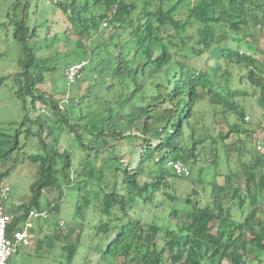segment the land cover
I'll return each instance as SVG.
<instances>
[{
    "label": "trees",
    "instance_id": "1",
    "mask_svg": "<svg viewBox=\"0 0 264 264\" xmlns=\"http://www.w3.org/2000/svg\"><path fill=\"white\" fill-rule=\"evenodd\" d=\"M56 5L68 29L46 38L27 15L15 18V6L7 14L24 49L16 92L26 106L27 96L34 109L40 103L45 115H35L37 129H28L41 143L29 155L37 179L29 204L17 210L54 214L69 187L80 219L71 228L77 240L59 221L42 244L61 241L64 264H264V150L251 149L245 141L251 133L239 121L213 136L198 128L196 115L206 95L214 109L222 105L226 116L242 122L238 98L255 97L264 111V58L258 56L264 50L254 40L264 29V0H58ZM106 29L110 35L97 41ZM62 38L70 49L52 53ZM66 56L88 61L78 78L83 82L68 93L78 111L64 108V99L41 87L48 73L64 75ZM84 83L87 91L80 95ZM233 135L244 136L240 167L226 173L217 167L212 181L191 178L193 164L220 167L224 159L229 165L231 153L241 151L236 140L227 142ZM124 143L131 149L117 152ZM169 161L187 165L190 174L179 175ZM12 169L0 173V182ZM189 180L195 182L188 185ZM47 188L57 189L58 196L41 206ZM23 217L16 214L9 236Z\"/></svg>",
    "mask_w": 264,
    "mask_h": 264
},
{
    "label": "rangeland",
    "instance_id": "2",
    "mask_svg": "<svg viewBox=\"0 0 264 264\" xmlns=\"http://www.w3.org/2000/svg\"><path fill=\"white\" fill-rule=\"evenodd\" d=\"M58 0H0V80L4 82L0 83V173L7 168H13L10 173L1 177V182L7 183L11 186V198L6 202L5 206L9 212L23 213L25 210L22 208L17 210L21 204H29L32 198L33 192L31 189L32 184L37 179V165L31 161L29 155L33 152L39 151V145L36 140L39 137L31 134L28 129L36 130L33 122L35 115H42L45 119L43 107L40 103H37L36 109L33 108L32 102L29 96H27V105L22 97L18 96L16 90L18 88L16 77L18 73L22 71L20 60L24 58L23 46L16 40L14 34V25L10 23L7 14L11 7L15 6V18L21 19L24 15H27V20L30 25H40V32L45 36L54 35L56 32L62 33L68 29L66 22V15L62 9H59L56 5ZM51 24L50 30L47 31L48 25ZM70 27V26H69ZM256 31V30H252ZM254 40L261 49L264 50V29L262 32L255 33ZM110 35L109 30H103L98 36L97 41H103ZM71 38H75V34H70ZM85 43H89L85 41ZM70 49V45L66 38H62L58 43L54 44L51 48L52 53L63 52L66 48ZM259 57L264 58V53L260 52ZM65 60L72 62L79 61L80 59L75 56H66ZM87 67V66H86ZM85 71L83 72L84 75ZM83 77L74 83L70 88L66 84L64 75L58 71L55 74H47L45 83L41 85L42 89L48 94L55 96V99L63 101L68 93L73 94L77 91V86L83 82ZM87 91V83H84L80 90V95H83ZM70 94V95H71ZM70 101L62 102L64 108L69 106V109L79 110V107H74L71 98ZM239 103L242 105L245 111V122L236 119L235 116H226L222 112V105H216L217 109H214L215 104L210 102L209 96L206 95L204 99L197 104V119L200 121L198 128L205 130V133H209L213 136L219 133H227L231 125L237 121L247 128L252 138L245 141L250 143L251 149L255 148V143L261 141L264 150V111L259 108L255 97L245 96L238 98ZM214 111L216 112L214 114ZM59 130V128H58ZM64 131V130H63ZM66 137L65 132H62L61 137ZM231 136L229 141L236 140V148H241V151H234L231 157V162L226 163L224 159H220V167L214 164L196 163L191 165L193 168L191 178L201 181H212L217 176L216 168L226 173L230 169H237L240 167L238 162V155L242 153L245 148L241 138ZM39 143V142H38ZM244 144V145H243ZM34 145V146H33ZM131 149V145L124 143L122 149H116L117 152H123ZM9 151L8 159L4 161L1 158V154ZM128 156L124 157L126 161ZM248 160V157H244ZM223 160V161H222ZM239 165V166H238ZM203 166L202 173L201 168ZM189 180L188 185H192L195 181ZM218 181L221 183L224 181L223 177H218ZM190 182V183H189ZM211 183L204 184L206 194L211 193ZM69 187H66L63 198L59 201L58 211L51 215L49 220H38L34 225V233L37 237L34 238L30 245L20 246L18 254L12 256L13 264H64V257L61 254L62 242L56 240L54 244H42L40 239L45 235L43 239H46L47 235L53 236V230L58 227V222L63 220L67 224L65 229L69 234L71 240L76 239V232L71 231L76 221L80 219L76 215V193L71 192ZM44 195L41 198V206H46L48 200H53L58 196L57 189H44ZM236 210V209H235ZM234 210V211H235ZM160 211L164 212V209ZM158 213H162V212ZM167 211H165L166 213ZM76 215V216H75ZM24 222L21 220L19 227H23ZM88 228V227H87ZM64 229V228H63ZM58 230H60L58 228ZM63 236V235H62ZM61 237V236H60ZM53 239H56L53 237ZM227 264V262H226Z\"/></svg>",
    "mask_w": 264,
    "mask_h": 264
},
{
    "label": "built area",
    "instance_id": "3",
    "mask_svg": "<svg viewBox=\"0 0 264 264\" xmlns=\"http://www.w3.org/2000/svg\"><path fill=\"white\" fill-rule=\"evenodd\" d=\"M107 26L108 22H104ZM88 61H75L67 65L64 70V76L68 87L74 84L79 77L82 76L84 67L87 65ZM69 95L67 94L64 102H69ZM257 150H262L261 141L255 143ZM168 166H172L174 171L179 175H189L190 169L187 165L180 161H169ZM11 186L7 183L0 182V264H10V258L15 253L18 247L22 245H29L35 238V233L33 232V227L38 220H46L51 217V211L49 209H37L32 208L23 213V227L13 231L11 236L8 235V225L12 222L16 214L9 212L5 206L11 198ZM54 206V205H53ZM60 226L64 227L65 222L60 221Z\"/></svg>",
    "mask_w": 264,
    "mask_h": 264
}]
</instances>
